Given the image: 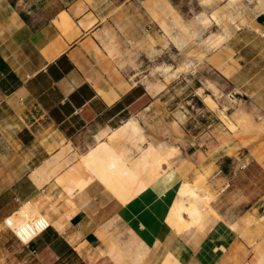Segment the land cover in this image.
<instances>
[{"label":"crops","instance_id":"0c3cea01","mask_svg":"<svg viewBox=\"0 0 264 264\" xmlns=\"http://www.w3.org/2000/svg\"><path fill=\"white\" fill-rule=\"evenodd\" d=\"M171 13L178 23L164 0H0V264H120L114 240L128 263L140 239L134 264H264V12L231 19L222 47L194 59L192 88L157 89L108 48L168 29ZM228 85L254 103L229 112ZM133 116L148 141L175 145L165 176L126 202L99 180L69 189L82 154ZM20 207L52 222L28 244L5 222Z\"/></svg>","mask_w":264,"mask_h":264},{"label":"rangeland","instance_id":"374dc122","mask_svg":"<svg viewBox=\"0 0 264 264\" xmlns=\"http://www.w3.org/2000/svg\"><path fill=\"white\" fill-rule=\"evenodd\" d=\"M164 1L167 4L168 2L171 3L177 10L178 15L175 14V16L178 19V23L176 22V20L172 21L174 17V13H171L169 14L168 19L172 24H169L168 29H165L163 25L161 27L159 21L156 19L159 26L156 27L155 25H153L154 27L153 32L151 33L149 32L146 34L144 32V35L140 39L134 41L133 43L124 42V40H121L120 38L115 39L111 47L108 48V50L110 51V54L112 56L118 57L119 66H121L123 69H128V68L132 69L131 74L132 75L137 74V77H139L146 85L147 84L163 85L166 83L172 88L173 87L192 88L196 84V81L193 80V71L194 69L196 70L199 68L198 64L194 68V64H195L194 59L196 58L200 61H204L211 52L216 53L222 47L221 43L227 39L225 37L219 38L218 36L220 34L229 32V29L232 28L230 27L232 15H234L233 17L238 20H242L243 18H252L254 17V15L250 12L247 4H249L251 7H255L256 4L258 5V3H260L259 2L260 0H238L237 2H232V6H231L229 0H219L220 3H225V4L223 8H219L220 10L218 9L219 14L217 15V19L214 18L208 23H205L203 22L202 17L205 15L213 16L216 10L213 11L212 14L208 13L207 11H204L202 6L203 4L199 0H164ZM217 1L218 0H216V4L218 6L219 3H217ZM203 3H208V2L204 1ZM216 38L218 39V43H217L219 44L218 46L217 45L215 46L214 41ZM231 55L232 54L228 52V59L231 58ZM220 57H221L220 54L217 53L213 58H210L208 60L212 63L217 64L220 60ZM168 65H170L171 67L173 66L172 67L173 69L177 68L179 74L178 76L182 75L186 77L185 79L183 78L184 81L181 78L179 80V84H177V82L170 84L172 83L173 79H176L178 76H175L170 79L165 78V74L162 70H160V68ZM204 67H205L204 64H201L200 71L201 73L204 72L205 74H207V70ZM165 86L166 85L162 87ZM156 88L158 89V86ZM231 89L232 88L230 87V85H228L229 112L232 110L239 111V113L244 112V110L247 109L246 105H252V103H254V98H255L254 96L242 97L244 99H238V96L235 98V95L237 94L236 90L235 89L231 90ZM217 91L218 93L220 92L219 90ZM172 94L173 95L170 96V98L172 100H175L177 94L175 91H173ZM220 99L222 98L220 97ZM245 115H247L251 121L243 122L238 118L240 124L242 125L244 124L245 126H250L255 123V119L250 114H245ZM112 131L111 130L107 131L104 134L102 140L98 141L97 143L101 141H106L108 139L109 133H111ZM118 146L119 147L124 146L123 149L127 147L126 152L123 153L124 155L123 157H122V151L124 152L125 149L122 150V147H120L121 150L119 151ZM136 146L137 145L134 144L132 147V144H130L129 142L127 143L126 139H121L120 141L117 142V144L114 147L115 150H118L116 151L117 153L115 152L114 149H112L114 152L111 151L110 154L108 153L110 156H108L107 154L109 158L107 157V159L106 158L99 159L96 162V165L94 166L88 164L87 167L86 162H83V158H81V161H78V163H76V165L70 170L69 174L65 178H63V181L69 180L68 188L69 189L71 188V190H73L74 192L77 191L79 192L82 188H85L87 186L86 185L87 182L91 183L94 180H99L121 201L123 202L129 201L133 196L137 195L138 190L134 193L133 196L129 198V196L127 195L128 193L124 191V188H122L124 183H118L116 184V186H114V184L117 183L118 181H122V182L127 181L128 183L130 182V180L128 179L129 176L120 174V169H122V167L123 169L131 168L133 164L132 158L134 159L137 155H139L140 152L139 150L140 148ZM129 147H131V149H129ZM80 148H85V147L82 146ZM88 150L85 153H87ZM135 150L137 151L136 154H134ZM80 152H81L80 150L77 151L76 157H79ZM130 153L131 155H129ZM120 156L121 158H123V162L121 163L124 166H122L121 163L117 162ZM115 163L117 164L114 165ZM114 167L115 168L118 167V169H116L115 171L113 170ZM165 174H166V170L159 177V179L163 175L165 176ZM170 176L171 175H168L164 179L168 180ZM124 178L126 179L124 180ZM203 179L201 180V182L203 183L202 184L203 189L200 191L206 190L207 180L204 179L203 181ZM134 182L133 183L130 182L128 187H130V185L133 184L134 188L135 186L136 188H138L139 185L142 183V182L137 183V181ZM142 245H145V243L143 242L142 239H140V241L136 244L138 250L135 253L133 262H138L145 254L144 250H140V247ZM120 248L123 257L121 263L127 264L125 260V255L123 253H128L131 248V245L126 246V248L129 249L128 251L126 250V248H123L122 246H120ZM133 262H128V263L134 264Z\"/></svg>","mask_w":264,"mask_h":264},{"label":"bare ground","instance_id":"6f19581e","mask_svg":"<svg viewBox=\"0 0 264 264\" xmlns=\"http://www.w3.org/2000/svg\"><path fill=\"white\" fill-rule=\"evenodd\" d=\"M237 1L238 0H229L231 6H232V2H237ZM259 2L260 3H258V5L256 4L257 6L255 5V7H251L249 4H247L248 7H249L250 12L252 14H254V15L259 14V12H264V0H260ZM217 10L215 11V14L213 16H210V15L203 16L202 17L203 22L208 23L209 21H211L214 18L217 19V15L219 14V10L220 9L218 11ZM233 16L234 15H232V18H233ZM232 32H233V28H230L229 32L220 34L218 37L219 38H224V37L228 38L231 35ZM214 42H215V46L219 45V44H217L218 43V39L217 38L215 39ZM201 54H202V52H201ZM160 67H162V66H160ZM172 67L170 65H168V66H163L162 68H160V70H162L164 72L165 78L170 79V78H173V77L179 75L178 74V69L177 68L173 69ZM164 85H166V83L163 84V85L159 84L158 88H161ZM121 139H126L127 143L129 142L130 144H132V147L135 144V145L138 146V148H140L139 149L140 150L139 155H137L134 159L132 158V161H133L132 163L133 164H132V166L130 164L131 168H128V169L124 168L123 169V167H122V169H120V174L129 176L128 179L130 180L131 183H133L134 181H137V183H139V182H142V183L139 185L138 188H136V186L134 188L133 184H131L130 187H128L130 182L128 183L127 181H123V182L122 181H118L117 183L114 184V186H116V184H118V183H124L122 188H124V191H126L128 193L127 195L130 198L131 196L134 195V193L137 190H138V193H137V195H138L141 192L145 191L151 184L160 181L159 177L165 172L166 166H170L171 165L170 158L175 154L177 149H176L175 145L167 144L164 141L163 142H159L157 144H154L152 141H148V138H147V135L145 133L144 127L141 125L139 119L137 117L133 116L128 121H126L125 123L120 125L119 127L114 128L113 131L111 133H109L108 139L106 141H101V142L97 143L96 145L90 147L88 152L82 155L83 162H86L87 167H88V164L89 165H93V166L96 165V162L99 159H101V158H103V159L106 158L107 159V157L110 156L109 155L110 152L111 151L114 152L112 149L115 150V148H114L115 145ZM144 143H146V144H144ZM120 147H122V146H120ZM120 147L118 146L119 151L121 150ZM123 147H122V150H124V149L125 150H124V152L122 151V157L124 156L123 153L126 152V148H127L126 147V148L123 149ZM129 149H131V147H129ZM116 151H118V150H115V152ZM131 153L129 155H131ZM107 154H108V156H107ZM112 160H115V159H112ZM126 160H127V157H126ZM117 162H119V163L123 162V158H121V156H120L118 158ZM116 164L117 163H115L114 165H116ZM121 165L124 166L122 163H121ZM117 166H119V165H117ZM114 168H113V170H115V171H116V169H118V167H116L115 169ZM125 179L126 178H124V180ZM89 183L90 182H87L86 185H88ZM125 184H127V185H125ZM202 184L203 183L201 182V179L200 180H196L193 183L191 182V187H192L191 188V195H190L191 198L194 199L199 194L200 190L203 189V185ZM83 189L84 188H82L80 191H82ZM135 196H133L132 198H134ZM206 197L209 198V195H206ZM41 214H44V215L48 216L47 213L39 211L37 209H34V211L32 213H30L25 207H20V209L16 213H14L12 216H10V220H12L14 223H21V222H23L25 220H29V219L35 218V217H37V216H39ZM49 221H50V223L52 225V222H51L50 219H49ZM246 223H247V225L250 224L251 223L250 219H248ZM129 230L132 232L131 228ZM126 250L128 251L129 249L126 248ZM109 253L112 254L111 257L115 258L116 261H118L120 264H125V263H121V260L123 259V257H122V254H121V248H120L117 240H114L112 242V244H110ZM105 256H106V254H105ZM127 264H129V263H127Z\"/></svg>","mask_w":264,"mask_h":264},{"label":"built area","instance_id":"2783aa9c","mask_svg":"<svg viewBox=\"0 0 264 264\" xmlns=\"http://www.w3.org/2000/svg\"><path fill=\"white\" fill-rule=\"evenodd\" d=\"M5 222L10 227L15 236L19 239V241L25 244L30 243L51 227L49 218L44 214L29 220H25L21 223H14L12 220H10L9 216Z\"/></svg>","mask_w":264,"mask_h":264}]
</instances>
